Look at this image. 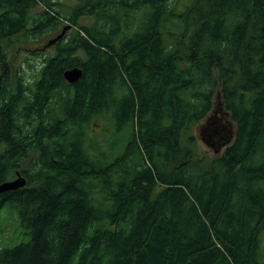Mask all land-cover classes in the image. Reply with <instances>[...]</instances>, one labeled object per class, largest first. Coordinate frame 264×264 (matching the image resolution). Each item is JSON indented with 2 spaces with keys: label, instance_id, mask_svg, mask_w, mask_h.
<instances>
[{
  "label": "trees",
  "instance_id": "obj_1",
  "mask_svg": "<svg viewBox=\"0 0 264 264\" xmlns=\"http://www.w3.org/2000/svg\"><path fill=\"white\" fill-rule=\"evenodd\" d=\"M67 6L0 0V183L26 180L0 211L30 236L0 264H264V0ZM61 26L31 77L13 69ZM216 101L235 137L211 156L195 126Z\"/></svg>",
  "mask_w": 264,
  "mask_h": 264
},
{
  "label": "rangeland",
  "instance_id": "obj_2",
  "mask_svg": "<svg viewBox=\"0 0 264 264\" xmlns=\"http://www.w3.org/2000/svg\"><path fill=\"white\" fill-rule=\"evenodd\" d=\"M61 1L67 4L68 5L67 7H71L75 3H78L79 0H61ZM191 1L192 0H180V5L181 7H184L187 4H189ZM41 8L42 7H38V10ZM81 21L84 22L87 20L83 19ZM65 24H68L69 26L71 25L70 23H65ZM63 26H61V28H59L58 30H54L42 35L38 39L19 43L11 53L13 69L17 68L18 66H23V68H25L26 70V76L31 77L30 73H32V70L31 67L29 66V63L31 62L35 64V66L40 67V65L42 64L41 60L43 56L51 55L54 52V43H55L54 39L59 34H61L60 31L62 30ZM33 73H36V69H33ZM210 116L213 117V119L210 120L212 124L215 123L214 119L215 120L217 119V121L220 123V125L216 127V130L218 132H222L221 126L223 124L228 125L227 131L229 132H231L234 129V125L232 123L231 117L229 116L228 113H226V111L222 106L220 107V109H216V112L213 111L210 114ZM104 123L110 129V131H108V135H106V137L104 138L102 134L105 133H102L100 129L101 125L95 122L93 123V129H92L93 135L91 136L95 138L93 142L97 140V142L101 143L104 150L109 151L110 145L113 143L114 139H111L109 141H104V140L112 138L113 127L110 125L109 122H104ZM203 124L204 121L195 126V133L197 136L198 143L203 151L209 153L210 155L215 154L213 148L208 144L210 142L207 140V138L205 140V136H204L205 129L204 127H202ZM91 152L94 154L97 153V151L94 148L91 149ZM216 153H220V152H216ZM29 238H30L29 234L26 233L25 228L22 226L20 222V217L18 214L17 207L12 203L7 202L0 211V249L5 247L8 248L13 247L20 242L28 241ZM263 246H264V239H263Z\"/></svg>",
  "mask_w": 264,
  "mask_h": 264
},
{
  "label": "water",
  "instance_id": "obj_3",
  "mask_svg": "<svg viewBox=\"0 0 264 264\" xmlns=\"http://www.w3.org/2000/svg\"><path fill=\"white\" fill-rule=\"evenodd\" d=\"M66 29L67 28L63 29V32L61 34H59L54 39V41H57L58 39L62 38L63 34L66 31ZM82 73H83V69L82 68H80V67H71V68H68V69L65 70L64 77L67 80V82L75 83L81 78ZM218 97H220V94H218ZM221 106L223 107V105H221ZM218 107H219V102H218ZM229 116H230V114H229ZM224 128L227 129L228 126H225ZM233 135H234V131L233 132L231 131L230 135L225 139V141H223V142H221L219 144V147L215 151L216 152L220 151L224 146H226L227 143L231 142V140L233 138ZM217 155H221V153H218ZM25 185H26L25 178L22 175L18 174L17 178H14L13 180H7L5 182L0 183V194L3 193V192H6L8 190L18 189V188L23 187Z\"/></svg>",
  "mask_w": 264,
  "mask_h": 264
},
{
  "label": "bare ground",
  "instance_id": "obj_4",
  "mask_svg": "<svg viewBox=\"0 0 264 264\" xmlns=\"http://www.w3.org/2000/svg\"><path fill=\"white\" fill-rule=\"evenodd\" d=\"M77 82H78V81H77ZM75 83H76V82H75ZM215 107L218 108V101H216V103H215ZM216 108H215V109H216ZM215 109H214V110H215ZM214 110H213V111H214ZM213 111H212V112H213ZM212 112H211V113H212ZM211 113H210V114H211ZM211 119H213V117L209 115V116L207 117V119H205L204 124L202 125V127H204V129H205V133L207 132V128H208V125H209V121H210ZM214 121H215V123H213V124H212V128H210L211 131L208 132V133H211V134L214 135V136H219V134H218L219 132L216 130V127H217L218 125H220V123L217 121V119H216V120L214 119ZM225 132H227V131L225 130ZM208 133H207V134H208ZM223 135H225V134H223ZM234 137H235V135H233V138H232L231 142L234 140ZM205 140H206V138H205ZM207 143H208V142H207ZM208 144L213 148V144H212V143H208ZM208 144H207V145H208Z\"/></svg>",
  "mask_w": 264,
  "mask_h": 264
},
{
  "label": "flooded vegetation",
  "instance_id": "obj_5",
  "mask_svg": "<svg viewBox=\"0 0 264 264\" xmlns=\"http://www.w3.org/2000/svg\"><path fill=\"white\" fill-rule=\"evenodd\" d=\"M211 138L218 139L216 136L212 135Z\"/></svg>",
  "mask_w": 264,
  "mask_h": 264
}]
</instances>
